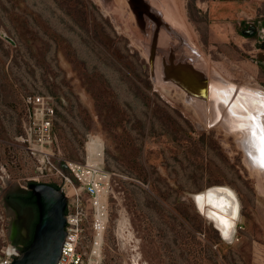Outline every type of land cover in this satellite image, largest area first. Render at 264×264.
<instances>
[{
  "label": "rangeland",
  "instance_id": "obj_1",
  "mask_svg": "<svg viewBox=\"0 0 264 264\" xmlns=\"http://www.w3.org/2000/svg\"><path fill=\"white\" fill-rule=\"evenodd\" d=\"M209 2L0 0V32L14 40L0 37V250L9 241L12 220L5 194L53 179L39 175L38 157L21 139L28 129L26 98L49 94L57 155L84 161L88 134L103 143L111 185L106 226L92 264H264V176L245 162L235 132L248 123L239 115L229 117V132L221 121L209 127L208 106L184 101L186 93L153 77L147 63L155 23L140 18L138 5L162 13L175 32L164 27V40L194 57L190 61L207 76L218 73L227 85L243 83L239 87L264 95V75L247 60L257 45L242 42L238 27L210 18ZM164 59L168 64V56ZM161 60L157 53L154 66ZM187 79L192 91L203 95L190 74ZM210 82L206 103L212 98L217 106V99L225 101L219 92L226 84ZM242 97L259 111L256 98ZM239 108L235 104L231 111ZM215 185L232 190L239 203L230 239L193 200ZM87 211L80 249L85 262L93 239L92 209ZM22 212L28 232L21 244L30 239L38 216L34 206Z\"/></svg>",
  "mask_w": 264,
  "mask_h": 264
},
{
  "label": "water",
  "instance_id": "obj_2",
  "mask_svg": "<svg viewBox=\"0 0 264 264\" xmlns=\"http://www.w3.org/2000/svg\"><path fill=\"white\" fill-rule=\"evenodd\" d=\"M136 7H139V14L140 18L143 19L144 16L149 17L154 23V29L151 33V37L149 39L147 47L150 45L149 51L146 49V53L148 52V58L147 63L149 65V71L150 74L160 80L162 83H167L172 86L174 84L177 88L181 89L186 93L188 96L187 100H184L186 102H198L200 105H202L206 109V96L209 91H211V86L209 85L208 79H213L216 81V83H224L225 79L221 75L213 74V76H207L202 67L193 64L194 57L187 56L184 51L176 52V47L174 45H170L172 42H166L163 37V32L161 30H165L167 28L172 33L174 32V29L170 27L168 24L164 22V19L162 18V13L158 12L153 13L150 8H143L142 5H138ZM145 20V19H143ZM165 27V28H164ZM254 32V27L251 25L248 29L243 30L242 33L246 36L251 35ZM177 36V35H176ZM0 37H2L4 40L8 41L11 44H14V40L7 36L6 34L0 32ZM181 38V37H179ZM181 43L183 45H186L189 47L190 51L192 50V54L196 56V51L194 47L192 48L191 44L182 40ZM163 45V49H161V45ZM160 49L162 52H160ZM158 53L159 64H156L154 66L155 57ZM165 56H168L169 63H163L165 60ZM196 58V57H195ZM200 74V77L197 78V72ZM169 72H172L173 78L169 75ZM191 72V73H189ZM161 73V74H160ZM164 75V78L162 74ZM191 75L193 77L194 81L192 82L195 87H198V92L203 93V95L199 96L195 91H192L195 88H192L191 84L188 81L187 77L188 75ZM162 76V77H161ZM175 77V78H174ZM184 77H186L184 79ZM204 77V78H201ZM228 80V79H226ZM230 81V80H229ZM233 82V81H232ZM236 87L239 85H242L243 83H236L234 82ZM173 85V87H174ZM193 86V87H194ZM233 88L231 92L229 93V99L226 103H223L221 100L217 103V109L220 113L218 119L213 123L209 122L210 120H213L215 118L216 110L213 105V99L210 98L209 106L207 110L208 114V125L209 127L215 126L217 122L221 121V126L226 130V127L228 126L227 122V116L226 111L229 106H231L233 101L238 100L239 106L243 105L239 111L241 112V115L245 118V121L248 123L247 129L243 127L242 129H237L235 132L238 134L236 135V140L238 143V146L242 150L245 158V162L247 165L251 166L254 165L251 161L252 157L247 152V148L251 150V153L254 155V162H257L258 169L264 173V167H261L262 157H261V143H260V137H259V127L258 125L262 123V118L260 116V109L257 110H250L246 106L244 102V97H242L243 92L239 91L238 88ZM228 90H231L230 88ZM221 94H223L221 92ZM206 95V96H205ZM264 95H258L256 97V101L254 104H258L260 107V100ZM206 112V110H205ZM212 112V113H211ZM251 115L256 116V121L253 123V121L249 120L248 117ZM214 116V118H213ZM234 118L235 115L231 114L230 118ZM256 133V135H253V133ZM247 141H243V140ZM61 167L64 168V165H61ZM250 168V167H249ZM262 180L264 182V178L262 177ZM217 186V185H215ZM215 186L209 187L207 189L213 188ZM24 189L30 191L32 195L35 197V204L38 211V217L37 221L34 225L32 239L29 243V245L22 249L21 253L18 257L14 259V261L11 264H56L60 253H61V247L64 241L65 237V209L67 204V198L66 196L61 192V190L54 185L46 182H32L27 184L26 186H23ZM206 190V189H205ZM194 200V195H193ZM195 203V201H194ZM196 206V205H195ZM197 208V207H196ZM199 211V209L197 208ZM202 213L201 211H199Z\"/></svg>",
  "mask_w": 264,
  "mask_h": 264
},
{
  "label": "built area",
  "instance_id": "obj_3",
  "mask_svg": "<svg viewBox=\"0 0 264 264\" xmlns=\"http://www.w3.org/2000/svg\"><path fill=\"white\" fill-rule=\"evenodd\" d=\"M26 103L29 108L28 129L26 137L21 136V139L26 143L27 151L37 155L41 165L39 175L52 177L50 183H54L67 198L66 234L56 264H92L91 259L97 256L96 252L100 249L106 226L107 197L111 185L110 172L103 164V143L88 134L84 161H70L60 157L53 150L52 126L55 116L53 96L49 94L28 96ZM61 165H64V168ZM83 195L86 198L85 206ZM86 207L92 209L93 239L90 257L85 262L80 249L83 224L89 215ZM21 251L22 245L6 242L0 250V264H11Z\"/></svg>",
  "mask_w": 264,
  "mask_h": 264
},
{
  "label": "bare ground",
  "instance_id": "obj_4",
  "mask_svg": "<svg viewBox=\"0 0 264 264\" xmlns=\"http://www.w3.org/2000/svg\"><path fill=\"white\" fill-rule=\"evenodd\" d=\"M198 74V73H197ZM200 75V74H199ZM204 78V77H201ZM209 85L211 86V82L210 79H208ZM229 83L227 81H225L224 83L222 82V84H226ZM227 85V84H226ZM223 86L225 89L220 90L219 93H223L221 94V96L226 97L225 101H228L229 99V93L227 92H231L233 90V88L236 87L235 84L230 83V85L227 86ZM240 86V85H239ZM236 87L239 89V91H242L243 94L242 96H247L250 98H256L258 95H253L255 94L253 91L241 88V87ZM231 90H228V89ZM247 88V87H246ZM249 89V88H248ZM252 90V89H251ZM211 91H209L210 93ZM259 93V92H258ZM261 94V93H260ZM263 95V94H262ZM256 96V97H255ZM220 98V96H219ZM217 101L219 102V99H217ZM223 103H226L224 100H221ZM245 102V101H244ZM238 105L239 106V101H233L231 106L228 107L226 115L227 116V122H228V126L226 127V129L229 131H231L233 128V124L230 121L229 117L231 114H234L235 117L232 119H239L241 116V114H239V109H241V107L239 109H236L237 112H232L231 109H234V106ZM207 106H209V104L206 103ZM216 113H218L217 117L214 118V120L218 119L220 113L217 109V106H214ZM249 111L250 110H254L255 108H248ZM256 110V109H255ZM216 116V114H215ZM244 119L246 117H243ZM242 123V122H241ZM242 126H244V123H242ZM240 126V127H242ZM243 128V127H242ZM240 128V129H242ZM245 128V127H244ZM246 130V128H245ZM233 133V132H230ZM244 141V140H243ZM248 153L251 152V150L249 148H247ZM259 165H249L250 169L253 170H257L258 172L262 173L259 169H258ZM264 176V173H262ZM232 191V190H231ZM229 189L225 188V187H218L215 186L213 188L207 189L204 192H201L197 195H194V201H195V205L196 207L199 209V211H201L204 215H206L214 224V226L216 227V229L222 234V236L225 239H230L231 236H233L232 234L235 231V225H236V219L238 217V213H239V203L238 200L236 198V196L234 197L233 193L231 192Z\"/></svg>",
  "mask_w": 264,
  "mask_h": 264
},
{
  "label": "crops",
  "instance_id": "obj_5",
  "mask_svg": "<svg viewBox=\"0 0 264 264\" xmlns=\"http://www.w3.org/2000/svg\"><path fill=\"white\" fill-rule=\"evenodd\" d=\"M207 10L208 16L213 20L238 27L242 42L257 45L251 50L254 55L247 60L264 75V0H210ZM248 24L256 27L254 39L244 35L240 29Z\"/></svg>",
  "mask_w": 264,
  "mask_h": 264
},
{
  "label": "flooded vegetation",
  "instance_id": "obj_6",
  "mask_svg": "<svg viewBox=\"0 0 264 264\" xmlns=\"http://www.w3.org/2000/svg\"><path fill=\"white\" fill-rule=\"evenodd\" d=\"M244 28L246 30V28L248 29L249 27L246 25ZM252 34H256L255 29ZM23 195H25V193L22 190H9L4 196L5 206L11 213L12 219L8 229V239L13 243L14 241L23 239L28 232V226L26 222H23L26 221V218L22 211L27 207L22 202ZM17 244L22 245L20 242Z\"/></svg>",
  "mask_w": 264,
  "mask_h": 264
},
{
  "label": "snow or ice",
  "instance_id": "obj_7",
  "mask_svg": "<svg viewBox=\"0 0 264 264\" xmlns=\"http://www.w3.org/2000/svg\"><path fill=\"white\" fill-rule=\"evenodd\" d=\"M253 95H261V94L255 93ZM259 103H260V116L262 118V123L258 125L260 129L259 131V137H260V143H261L260 152H261V157H262L261 167H264V96H262ZM241 107H243V105H241ZM248 119L253 121V123H255L256 116L251 115L248 117ZM253 135H256V133L254 132Z\"/></svg>",
  "mask_w": 264,
  "mask_h": 264
},
{
  "label": "trees",
  "instance_id": "obj_8",
  "mask_svg": "<svg viewBox=\"0 0 264 264\" xmlns=\"http://www.w3.org/2000/svg\"><path fill=\"white\" fill-rule=\"evenodd\" d=\"M50 184H52V185H54L55 187H57L54 183H50ZM24 193H25V195H23V198H22V202H23V204L25 205V206H34L35 208H36V210H37V207H36V204H35V197L32 195V193L30 192V191H23ZM38 212V211H37ZM38 217V216H37ZM37 217H36V220H35V222H34V225H35V223H36V221H37ZM34 225H33V229H34ZM32 234H33V231H32ZM32 234H31V237H30V239L29 240H27V241H25V242H22L23 244V246H22V249H25L28 245H29V243H30V241H31V239H32ZM14 243L15 244H17V243H19V241H14Z\"/></svg>",
  "mask_w": 264,
  "mask_h": 264
}]
</instances>
